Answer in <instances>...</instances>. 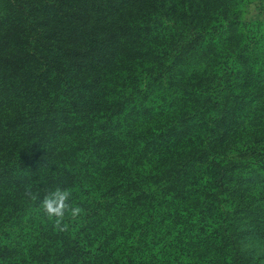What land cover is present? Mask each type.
<instances>
[{
    "label": "trees",
    "instance_id": "1",
    "mask_svg": "<svg viewBox=\"0 0 264 264\" xmlns=\"http://www.w3.org/2000/svg\"><path fill=\"white\" fill-rule=\"evenodd\" d=\"M2 1L19 58H0V105L14 107L10 127L53 131L0 158V181L29 173L49 184L32 189L37 204L7 194L0 264H17L14 254L23 264H141L156 244L158 255L175 249L173 264H264L254 243L264 247V22L244 19L250 0H137L139 15L105 41L70 12L93 0ZM62 32L89 46H65ZM83 63L94 67L75 78ZM11 78L14 89L2 88ZM56 186L82 209L66 214L65 231L40 206ZM134 230L141 240L120 252ZM162 230L174 236L161 240Z\"/></svg>",
    "mask_w": 264,
    "mask_h": 264
},
{
    "label": "rangeland",
    "instance_id": "2",
    "mask_svg": "<svg viewBox=\"0 0 264 264\" xmlns=\"http://www.w3.org/2000/svg\"><path fill=\"white\" fill-rule=\"evenodd\" d=\"M114 4H115L116 10H113V12L110 10V8L108 9L106 7L104 0H93L92 3L87 2L79 9L71 8L70 12L73 14V18H75L77 20H84L85 22L89 23L88 25L92 27V30L94 31L96 36H98L101 40L105 41V39L108 38V35L111 32L115 33L114 29H115V26L117 25V23L121 22V24H122L123 20H125V19L128 20L133 15L138 16L140 13L139 8H141L140 7L141 4L137 0H122V1L116 0ZM263 10H264L263 0H250L243 7V17L246 21L259 19L262 22H264L259 17V15L262 14ZM4 16L5 15H4L3 1L0 0V58H2L1 60H7L9 62V65H10L11 61H13L14 58L17 57L18 54H17V52H14V50H10L8 48L11 47L13 37L17 36L19 34V29L17 26H13V24H11L9 21H7ZM41 19H43L45 24L50 26V29H54V30L58 29V33H61L60 24L54 16H52V17L48 16V15L47 16H41ZM60 36L62 37V40L65 43V46H67V47L79 49V48H87V46H89V45H87V43L81 42L80 40H72V39L66 37L65 33H63V32H62V34H60ZM117 37L118 36H116V38L111 39V42L114 45L116 44V41L118 39ZM120 49H121V47H119L118 50H120ZM116 54H117V56H120L118 51ZM99 57H100L99 55L95 57V59L98 62H99ZM17 58H19V55ZM14 65H15V63H14ZM93 67L94 66L85 65L83 63L82 65H80L79 70H77V71L75 70V72H74L75 78L80 79V78H83L85 76H88L89 75L88 73L90 72L89 69H91ZM7 68H8V65H7ZM3 70H4V68H0V73ZM19 72H20V70L12 73L8 69V71H6L5 74H9V77H11V76H13V77L18 76L19 77V74H21ZM3 81H6V80L4 79ZM12 81H14V80L11 78L9 83L7 82V83L2 85V88L8 90L11 86V89L13 90L14 86H15V82H12ZM5 103H7V102H5ZM13 111H14V107L12 105H9L8 103L6 106L4 105V103H3V105L2 104L0 105V158L2 160H5V158H7L10 149H12L11 148L12 145H14V144L26 145L29 138H31L33 135L36 136L37 134H40L38 136H41L44 134L46 135L47 132L53 131V129H51V127H47L46 129H44L45 128L44 126H47V124H45V123L44 124L35 123V124H31V126H30V124H24L21 126L20 125L15 126L14 128L10 127L8 120H9V116H11ZM262 111L263 110H260L259 114ZM28 128L31 131H29ZM259 134H260V137H264V128L259 130ZM27 151L33 157H37V156H39V154H41L43 152L40 149L39 150L30 149ZM30 175L31 174L28 173V174L21 175L20 177H18L17 181H18L19 185H14L12 182H8V181H3V182L0 181V207L7 202V200H8L7 194H10V192H12V191H13V193L25 195L24 193H25L26 188H30L31 191L33 188H35L36 190L38 188H42V185H44V181H45V179L42 177V175H40L38 177V179H36L35 176H33V175L30 176ZM55 184H57V181H55ZM47 185H49V184H47L45 181V186H47ZM262 187L263 186L261 184L254 185L250 189V192L254 193L257 190H260ZM34 194H36V193H34ZM249 196H250V194H249ZM32 201L34 204H37V199L32 200ZM125 220H128V217H126ZM13 224H14V226L11 225V227L14 229L19 228L21 225L19 221L14 222ZM161 234L163 235V236H159L161 238V240L167 239V238H169V236L170 237L174 236V235H171L172 234L171 232L169 234V233L165 232L164 230L161 231ZM146 236H152V233L151 234L147 233ZM141 238H142V236L139 235L137 230L132 231L131 233H129V236L124 239V242L122 241L119 244L120 252H122V250L126 249L127 242L128 243H130V242L134 243V241H140ZM254 243L257 244L256 245L257 253L262 252L264 249L263 244L259 243V240L254 242ZM139 245H141V244L135 243V247H137V249H138ZM158 246L159 245L156 244V246L153 248V251L150 253L152 255V257L149 256V253H146V254L143 253L142 255H140L139 260H140L141 264H152V263L165 264V262H168V261L170 262V264L174 263V260L172 258H173V251L175 249L173 247H169L168 252L166 254L158 255V252H157ZM8 256L10 257L12 255L9 254ZM133 257H135L134 260H136V256L134 255ZM13 258L16 260H19L18 262L15 261L17 264H23V262H21L22 259L27 262V256L26 255L23 256V255L18 254V256H17L16 254H14ZM184 258L185 257H183V259Z\"/></svg>",
    "mask_w": 264,
    "mask_h": 264
},
{
    "label": "clouds",
    "instance_id": "3",
    "mask_svg": "<svg viewBox=\"0 0 264 264\" xmlns=\"http://www.w3.org/2000/svg\"><path fill=\"white\" fill-rule=\"evenodd\" d=\"M24 194L31 200L39 198L30 188H26ZM71 197L72 192L69 189L56 186L48 190L40 199L42 211L49 218H54L53 227L59 231L66 230V226L63 223L66 214L75 218L82 212V209L78 205L72 203Z\"/></svg>",
    "mask_w": 264,
    "mask_h": 264
},
{
    "label": "crops",
    "instance_id": "4",
    "mask_svg": "<svg viewBox=\"0 0 264 264\" xmlns=\"http://www.w3.org/2000/svg\"><path fill=\"white\" fill-rule=\"evenodd\" d=\"M263 6H264V0H263ZM259 17L264 21V10L262 11V14L259 15Z\"/></svg>",
    "mask_w": 264,
    "mask_h": 264
}]
</instances>
